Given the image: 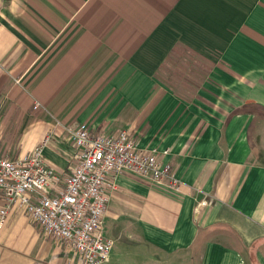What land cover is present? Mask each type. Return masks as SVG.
<instances>
[{"label":"crops","instance_id":"0c3cea01","mask_svg":"<svg viewBox=\"0 0 264 264\" xmlns=\"http://www.w3.org/2000/svg\"><path fill=\"white\" fill-rule=\"evenodd\" d=\"M79 124L130 132L180 183L114 178L105 264H264V0H0L2 154L47 139L64 179ZM68 259L10 213L0 264Z\"/></svg>","mask_w":264,"mask_h":264},{"label":"built area","instance_id":"2783aa9c","mask_svg":"<svg viewBox=\"0 0 264 264\" xmlns=\"http://www.w3.org/2000/svg\"><path fill=\"white\" fill-rule=\"evenodd\" d=\"M36 108V107H35ZM76 148L74 167L61 179L43 158L47 139L16 159L0 150V232L9 215L20 210L48 238L71 249L78 261L65 264H105L113 241L103 235V221L115 177L123 173L160 182L173 190L179 181L153 152L138 147L128 131L93 134L86 124L66 129Z\"/></svg>","mask_w":264,"mask_h":264},{"label":"rangeland","instance_id":"374dc122","mask_svg":"<svg viewBox=\"0 0 264 264\" xmlns=\"http://www.w3.org/2000/svg\"><path fill=\"white\" fill-rule=\"evenodd\" d=\"M15 134V133H14ZM14 138H17V135H15V137Z\"/></svg>","mask_w":264,"mask_h":264}]
</instances>
